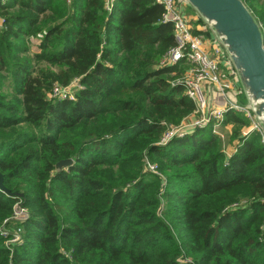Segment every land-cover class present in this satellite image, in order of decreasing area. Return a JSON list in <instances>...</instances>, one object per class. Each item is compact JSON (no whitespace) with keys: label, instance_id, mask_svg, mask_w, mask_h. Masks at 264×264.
<instances>
[{"label":"trees","instance_id":"obj_1","mask_svg":"<svg viewBox=\"0 0 264 264\" xmlns=\"http://www.w3.org/2000/svg\"><path fill=\"white\" fill-rule=\"evenodd\" d=\"M105 3L0 1V264H264L261 132L228 111L229 153L211 124L160 144L194 109L169 80L185 66L159 65L173 25L155 0Z\"/></svg>","mask_w":264,"mask_h":264},{"label":"built area","instance_id":"obj_2","mask_svg":"<svg viewBox=\"0 0 264 264\" xmlns=\"http://www.w3.org/2000/svg\"><path fill=\"white\" fill-rule=\"evenodd\" d=\"M155 1L163 7L162 20L171 22L173 25L175 41L174 45L167 50L164 57L160 60L159 65L166 67L183 64L185 66L181 83L184 84V93L194 103V109L190 115L184 118L180 124L166 129L160 144H166L175 136H184L194 128L204 127L208 124L212 125L213 132L219 133L218 130L222 124L223 117L228 111L242 113L250 119V128L246 132L248 130L260 131L251 111L233 101L224 92L225 90L235 91L234 77L230 74V69L224 61L218 44L206 33L204 26L196 28L194 25L196 20L187 15L186 2L184 0ZM110 6L111 3L107 5V8L109 9ZM2 22L3 19L1 18L0 26H2ZM209 84L221 91L222 103H218L215 100L209 103ZM77 86L79 85L76 80L66 86L54 85L49 95L53 98L73 99L74 94L72 91ZM146 165V169L155 172V164L146 161ZM25 213V209L17 207L12 219L21 220L22 218L18 216H25ZM1 233L4 236L11 233L10 239L7 240L8 243L20 240L19 228L10 232L5 227H2Z\"/></svg>","mask_w":264,"mask_h":264},{"label":"water","instance_id":"obj_3","mask_svg":"<svg viewBox=\"0 0 264 264\" xmlns=\"http://www.w3.org/2000/svg\"><path fill=\"white\" fill-rule=\"evenodd\" d=\"M197 14L207 34L218 44L230 74L239 84L238 91L224 92L249 109L264 138V33L260 23L243 0H184ZM208 100L222 103L221 91L209 84ZM73 163L61 159L57 170ZM0 189L10 191L2 183Z\"/></svg>","mask_w":264,"mask_h":264},{"label":"rangeland","instance_id":"obj_4","mask_svg":"<svg viewBox=\"0 0 264 264\" xmlns=\"http://www.w3.org/2000/svg\"><path fill=\"white\" fill-rule=\"evenodd\" d=\"M109 3H111L110 2V0H106V7H107V5L109 4ZM189 8V7H188ZM190 10V9H189ZM32 49H34V50H37V48H35V47H31ZM183 72V71H182ZM182 72L181 73H179V74H174V73H170L169 74V80L171 81V82H175V83H177V82H181V80H182ZM71 89H73L72 87H71ZM3 90L6 92V93H10V91H11V88H10V83H6L5 82V85L3 86ZM230 124H228V125H224V124H221V126L219 127V133H217L218 134V136H219V140H220V143H221V148L222 149H224V151L226 152V153H229L230 151H231V147H229V144H228V142H229V132H230ZM248 128H250L249 127V125H248ZM248 128H242L241 129V131H242V133H245V131L248 129ZM263 138V137H262ZM146 161H148V162H150L151 163V160L149 159V157H144V165H145V167H147V165H146ZM155 172H159L158 170H155ZM243 202H245V200H242L241 201V203H243ZM19 210V209H18ZM18 217H21V218H24V215H19Z\"/></svg>","mask_w":264,"mask_h":264},{"label":"crops","instance_id":"obj_5","mask_svg":"<svg viewBox=\"0 0 264 264\" xmlns=\"http://www.w3.org/2000/svg\"><path fill=\"white\" fill-rule=\"evenodd\" d=\"M0 1H2V2H5V1H7V0H0ZM189 6H187L186 7V13H187V15L188 16H190L192 19H194V20H196L195 22H194V25L196 26V28H201L202 26H204L203 24H202V22L200 21V19H199V17L197 16V14L193 11V9L191 8V7H189ZM190 9V10H189ZM0 22H1V18H0ZM1 24V23H0ZM1 27V26H0ZM204 29H205V31H206V28H205V26H204ZM207 33V32H206ZM234 90L235 91H238L239 90V84L236 82V81H234Z\"/></svg>","mask_w":264,"mask_h":264}]
</instances>
